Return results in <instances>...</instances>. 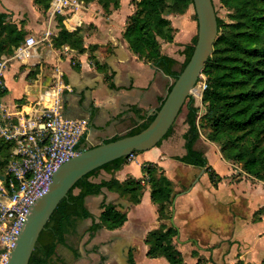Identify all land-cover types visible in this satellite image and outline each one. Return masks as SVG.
<instances>
[{
	"label": "crops",
	"instance_id": "1",
	"mask_svg": "<svg viewBox=\"0 0 264 264\" xmlns=\"http://www.w3.org/2000/svg\"><path fill=\"white\" fill-rule=\"evenodd\" d=\"M83 2V9L76 14L51 16V1L43 11L34 0H0V13L7 14V22L25 34L12 54H2L0 58L8 59L4 71L6 92L2 97L5 115L12 122L25 115L34 117V103L43 93L60 90L61 114L87 124L82 142L86 150L124 135L140 123L144 115H151L165 99L172 79L154 63L130 51L123 31L133 7L126 0L107 16L103 15L97 0ZM193 11V6H189L185 13L168 17L174 29L173 42L160 47L164 55L175 60V71L184 60V46L190 44L197 33ZM60 27L69 33L80 31L83 53L69 45L55 47L53 40ZM47 32L50 34L46 35ZM27 37L34 38L37 45L23 50ZM93 46L97 47L93 53L95 60L103 65L100 70L90 56L89 48ZM46 84L47 89L42 87ZM185 130L173 133L158 147L134 154L113 174L119 182L128 178L139 181L143 190L138 204L107 189H102L98 196L86 197V206L94 204L88 209L96 217L102 211L103 202L117 206L127 215V221L119 230L99 231L112 239L120 250H127L128 262L133 248H140L138 256L146 254L148 232L164 225L177 230L173 243L183 260L190 257L194 264H235L238 261L261 264L264 261V182L252 180L238 166L223 160L216 144L201 140V147L197 149L203 152L207 166L220 177L214 186L205 171L200 174V169L176 159L185 154L182 137ZM212 160L222 166L223 171H219ZM144 163L161 168L172 183L174 196L169 220L159 219L157 206L151 201L150 187L141 169ZM100 172V180L90 181L99 183L112 178L111 173ZM105 173L109 174L108 179L104 178ZM218 219L226 223L222 229L212 223ZM191 222L201 224L190 228ZM154 260L156 264H168L164 258Z\"/></svg>",
	"mask_w": 264,
	"mask_h": 264
},
{
	"label": "trees",
	"instance_id": "2",
	"mask_svg": "<svg viewBox=\"0 0 264 264\" xmlns=\"http://www.w3.org/2000/svg\"><path fill=\"white\" fill-rule=\"evenodd\" d=\"M50 1L34 0L43 11L48 9ZM97 2L102 12L109 15L119 9L121 1ZM130 3L133 11L127 17L123 38L133 54L146 62L154 63L172 79L169 92L192 55L197 34L190 44L184 46V60L179 70H173L175 60L164 55L160 47L161 42H173L174 29L164 14L165 11L183 14L190 5L193 6L192 0H130ZM219 3L228 12L229 22L216 17L217 37L212 54L201 72L206 86L202 92L205 111L197 123L198 111L193 106L192 99L189 97L185 101L187 129L182 136L185 154L176 159L194 168L204 169L215 186L220 177L207 166L203 152L196 148L201 136L200 130L206 129L207 140L218 144L223 160L238 165L253 180L264 182V0H219ZM7 17V14L0 13V55L12 54L23 42L25 35L22 30L7 22ZM53 41L57 48L69 45L78 53L85 51L79 30L69 33L60 27ZM95 50V46L89 48L90 56L94 60ZM94 64L99 70L103 67L97 60ZM198 81H201V77ZM153 119L152 115H144L140 123L135 124L124 135L115 136L105 143L135 135L144 130ZM173 126L174 124L156 147L173 134ZM83 140L84 138L77 148L82 146ZM11 153L12 145L0 139V175L6 170ZM141 153L133 152L135 155ZM127 159L128 157H122L109 162L86 174L74 184L41 232L29 264H66L57 255L59 246L70 251L73 257L78 259L79 252L71 245V240L80 238L78 226L86 220H90L85 230L89 241L101 229L114 231L125 224L127 215L117 206L103 202L102 211L96 217L87 208L85 199L98 196L102 194V189H107L127 196L131 203L138 204L143 190L139 181L128 178L119 182L113 177ZM141 169L150 187L151 201L157 206L159 219L169 220L174 196L170 181L160 174L162 170L155 164L144 163ZM101 170L111 173L112 178L99 183L91 182L90 179L97 176ZM74 190L78 192L74 193ZM176 236L177 230L172 226L166 228L161 225L158 229L148 232L145 239L148 246L146 257L164 258L168 264H183L181 253L173 243ZM129 263L134 264L131 257ZM235 264L244 263L238 261ZM261 264H264V261Z\"/></svg>",
	"mask_w": 264,
	"mask_h": 264
},
{
	"label": "built area",
	"instance_id": "3",
	"mask_svg": "<svg viewBox=\"0 0 264 264\" xmlns=\"http://www.w3.org/2000/svg\"><path fill=\"white\" fill-rule=\"evenodd\" d=\"M82 3L51 0L50 15L76 14L83 8ZM36 45L34 38L27 37L23 50ZM7 63V58H0V139L12 145L11 160L0 180V264H7L32 206L48 192L54 173L83 151L82 146L77 147L87 126L84 120L68 119L61 114L60 90L43 93L34 103V117L25 115L12 122L2 104Z\"/></svg>",
	"mask_w": 264,
	"mask_h": 264
},
{
	"label": "water",
	"instance_id": "4",
	"mask_svg": "<svg viewBox=\"0 0 264 264\" xmlns=\"http://www.w3.org/2000/svg\"><path fill=\"white\" fill-rule=\"evenodd\" d=\"M192 4L197 20V40L192 55L159 109L151 113L154 117L152 122L135 135L83 150L62 164L54 173L48 192L32 206L7 264H29L38 238L52 213L78 180L109 162L130 156L133 152L151 150L175 123L185 101L191 96L198 79L202 76L201 72L212 54L218 33L213 0H192ZM48 86L46 84L42 87L47 89ZM202 173L204 169L200 170V174ZM0 180H3L1 175ZM171 223L173 224L172 219Z\"/></svg>",
	"mask_w": 264,
	"mask_h": 264
},
{
	"label": "rangeland",
	"instance_id": "5",
	"mask_svg": "<svg viewBox=\"0 0 264 264\" xmlns=\"http://www.w3.org/2000/svg\"><path fill=\"white\" fill-rule=\"evenodd\" d=\"M81 1L82 2L83 1L89 2L91 0H81ZM93 1H95V0H93ZM120 1H122V0H120ZM83 3H82V5H83ZM126 3L131 6L130 0H126ZM213 4H214L216 15L220 19H222L224 22H229V20L227 18L228 12L226 11V9L221 7L219 0H213ZM190 6H192V5H190ZM193 14H194L193 18L196 20L195 11H193ZM103 15L107 16L108 14L103 13ZM164 15L168 19V17H170L172 15H178V14L172 13L170 11H165ZM163 43H165V42H161V44H163ZM183 57H184V55H183ZM176 68L179 70L180 65ZM203 85H205V82H204V76L202 75L201 81L197 82V84L194 87V89L192 90V93L190 96V98L192 99V102H193V106L198 111L197 112V119H196L197 123H198L200 116H202V114L205 111L204 104L202 103V92L205 89V88L203 89ZM186 113H187V107L185 105V106H183L181 113L178 115V117L174 123V126H173V133L174 134L175 133L179 134L182 132V130L187 129V124L185 122ZM200 132H201V136L196 143V145L198 144L196 146V148H199L198 146L201 147V145H199V142H201V140L208 141L207 137H206L208 134V131L206 129L205 130L201 129ZM208 142H210V141H208ZM214 144H216L218 147L217 143H214ZM212 161H213L212 164L217 166L216 164H214L215 163L214 160H212ZM236 166H238V165H236ZM217 167H218L219 171H223L222 166L218 165ZM238 168L240 169L239 166H238ZM98 174H99L98 176L93 177L95 179V181L100 180L101 172H99ZM160 174L165 175L163 171ZM103 176L105 179L109 178V174L105 173V174H103ZM167 179H169L168 176H167ZM195 179H197V177ZM171 185H172V183H171ZM75 192H77V190H74V193ZM236 203H238V202H236ZM96 205L99 207L100 204L97 203ZM93 206H94V204H91V205L88 204L89 209H92ZM100 207H101V205H100ZM94 216H96V214ZM212 223L214 224L215 227H217L219 229H222L223 226L226 225V223H224L221 219L212 221ZM89 224H90V220H86V221L80 223L78 226V234L80 235V238H74L71 240V245L73 247H75L79 252V258L78 259H75L73 257V255L71 254V252L68 251L67 249H65L64 247H61V246L57 247V255L60 256L66 264H130L127 261V258H128L126 256L127 250L126 249L120 250L119 247L115 245L116 243L112 239H108V236L107 235L105 236V234H103V232H101V231L97 232L94 235V237L92 239H90V241H89L88 240V234L85 233V230L87 229ZM200 224H201L200 222L199 223L191 222L190 228L191 227H197ZM205 224H207V223H205ZM111 245H113L112 246L113 248H111ZM131 254H132V259L134 261V264L136 262V259H137L136 264H156L154 262L155 261L154 259L147 258L144 254L141 256H138L140 254V248H138V247L133 248V251ZM193 258L195 260L197 259L196 256H194ZM183 264H194V263L191 262L190 257H186L183 260Z\"/></svg>",
	"mask_w": 264,
	"mask_h": 264
}]
</instances>
